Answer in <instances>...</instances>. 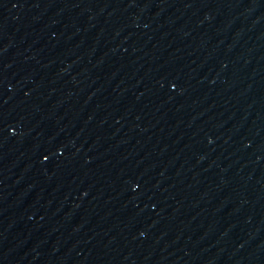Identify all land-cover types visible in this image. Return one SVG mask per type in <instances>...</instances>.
Returning <instances> with one entry per match:
<instances>
[{"label":"water","instance_id":"95a60500","mask_svg":"<svg viewBox=\"0 0 264 264\" xmlns=\"http://www.w3.org/2000/svg\"><path fill=\"white\" fill-rule=\"evenodd\" d=\"M0 264H264V0H0Z\"/></svg>","mask_w":264,"mask_h":264}]
</instances>
